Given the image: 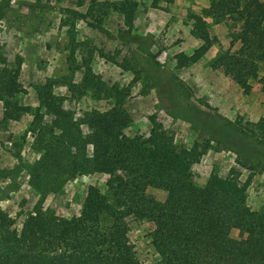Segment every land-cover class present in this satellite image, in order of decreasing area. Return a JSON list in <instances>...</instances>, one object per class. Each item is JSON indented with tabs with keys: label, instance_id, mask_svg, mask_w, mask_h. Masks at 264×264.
<instances>
[{
	"label": "trees",
	"instance_id": "trees-1",
	"mask_svg": "<svg viewBox=\"0 0 264 264\" xmlns=\"http://www.w3.org/2000/svg\"><path fill=\"white\" fill-rule=\"evenodd\" d=\"M86 2L85 13H74L93 31H102L110 14L120 16L127 31L133 27L136 0L76 4ZM189 19V33L199 45L190 54L176 53V68L208 57L210 68L222 73L230 86L247 94L250 80H256L264 89V0H210L202 14ZM209 22L237 27L228 46L212 57L219 39L210 34ZM77 46L73 43L67 57L70 72L81 73L77 90L101 91L104 83L92 69V52L78 63ZM19 75L20 65L8 62L0 44V129L33 111L19 101L24 93ZM36 91L43 111L35 110L24 135L29 132L32 149L39 154L26 169L28 184L39 199L25 213L19 231L0 208V264H264V206H248L247 184L239 181L237 170L231 169L226 177L212 171L199 186L192 165L203 149L198 143L178 147L156 114L149 116L146 136H131L125 131L132 118L121 95L105 111L91 109L77 116L47 85ZM250 125L241 133L264 148V117ZM20 171L18 166L0 167V185L16 188ZM92 173L108 176L106 189L89 186L78 214L43 207V200L66 181ZM148 189L163 193L164 199H156ZM131 219L153 224L149 236L156 261L137 258L128 236ZM231 231L240 237H232Z\"/></svg>",
	"mask_w": 264,
	"mask_h": 264
},
{
	"label": "rangeland",
	"instance_id": "rangeland-1",
	"mask_svg": "<svg viewBox=\"0 0 264 264\" xmlns=\"http://www.w3.org/2000/svg\"><path fill=\"white\" fill-rule=\"evenodd\" d=\"M76 1L0 0L2 52L9 63L20 65L24 93L19 101L33 109L16 124L0 129V167L21 168L16 188L0 185V208L10 215L14 227L20 230L25 213L39 199L28 184L26 171L39 154L32 149L29 132L24 134L35 110L43 111L36 90L45 85L77 116L91 109L105 111L121 95L119 99L132 118L127 135L146 136L151 129L149 116L156 114L178 147L191 148L198 143L203 149L199 161L192 165L197 185L204 186L212 171L226 177L235 169L239 181L247 184L248 206L261 209L264 148L241 133L264 117L261 83L250 80L252 89L245 94L237 85L230 86L222 73L213 71L208 57L186 68L175 66L176 53L190 54L199 45L189 33V16L202 14L210 0H136L135 20L129 31L117 14L103 21L102 31H93L74 13H85L88 3L78 6ZM208 25L210 34L219 39L212 57L228 46L237 27L224 22ZM73 43L78 45L74 50L78 63L92 52V69L104 83L101 91L77 90L81 73H71L67 61ZM2 115L0 101V120ZM83 131L87 132L86 127ZM107 179L100 173L77 175L59 192L49 194L43 207H61L68 216L76 215L88 187L104 191ZM148 192L160 201L165 197L153 189ZM152 229L147 220H129L128 236L141 262L157 260L150 243ZM231 236L240 237L235 231Z\"/></svg>",
	"mask_w": 264,
	"mask_h": 264
}]
</instances>
